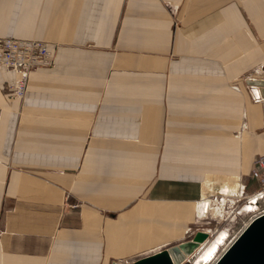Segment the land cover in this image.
Here are the masks:
<instances>
[{"label":"crops","instance_id":"1","mask_svg":"<svg viewBox=\"0 0 264 264\" xmlns=\"http://www.w3.org/2000/svg\"><path fill=\"white\" fill-rule=\"evenodd\" d=\"M0 36L53 52L23 98L0 66V264L228 233L264 152V0H0Z\"/></svg>","mask_w":264,"mask_h":264},{"label":"built area","instance_id":"2","mask_svg":"<svg viewBox=\"0 0 264 264\" xmlns=\"http://www.w3.org/2000/svg\"><path fill=\"white\" fill-rule=\"evenodd\" d=\"M52 62L53 52L49 48L48 41L0 36V66L12 69L17 73L15 82L6 84L3 88L10 97L23 98L27 92L31 72L39 66L50 65ZM251 88L254 99L261 100L258 84H253ZM252 175L256 186L249 192L243 186L236 195L238 200L245 201L248 211L253 210L260 200H264V152L257 155ZM68 206L76 208L78 204L71 203ZM262 213L264 211L260 214Z\"/></svg>","mask_w":264,"mask_h":264},{"label":"water","instance_id":"3","mask_svg":"<svg viewBox=\"0 0 264 264\" xmlns=\"http://www.w3.org/2000/svg\"><path fill=\"white\" fill-rule=\"evenodd\" d=\"M239 233L214 264H264V213L251 219ZM209 238V232L200 230L191 239L158 252L128 263L114 261L113 264H182Z\"/></svg>","mask_w":264,"mask_h":264},{"label":"rangeland","instance_id":"4","mask_svg":"<svg viewBox=\"0 0 264 264\" xmlns=\"http://www.w3.org/2000/svg\"><path fill=\"white\" fill-rule=\"evenodd\" d=\"M239 191L240 190H238L236 193L238 194ZM237 204L239 205L238 208L241 211L240 214L237 213L235 217L231 214L228 218L227 216H224L222 218L224 219V223L226 226L231 225V228L228 231V233L227 234L225 233V236L223 232H218L214 234L212 238L202 243L199 249L195 251L193 254H191L188 257V259L182 264H213L216 261V259L222 254V252L226 249V247L234 240V237L239 234V232L246 226V224H248V222L251 220V217H253V215H257L258 213H260L259 211L263 210V205H261L259 210L248 211V208L245 206V202H242V200ZM221 234H223L224 238L218 244L213 254L210 257H208L204 262H199V257L206 251L209 245L214 240H216L217 237Z\"/></svg>","mask_w":264,"mask_h":264},{"label":"bare ground","instance_id":"5","mask_svg":"<svg viewBox=\"0 0 264 264\" xmlns=\"http://www.w3.org/2000/svg\"><path fill=\"white\" fill-rule=\"evenodd\" d=\"M258 215H260V213H258L257 215H254L251 219H254L255 217H257ZM249 223H251V220L248 222V224ZM240 234V233H239ZM238 234V235H239ZM237 235V236H238ZM237 236L234 238V240L237 238ZM222 239H223V234H221V235H219L218 237H217V239L216 240H214L210 245H209V247L206 249V251L199 257V262H204L208 257H210L212 254H213V252L216 250V247L218 246V242H221L222 241ZM233 240V241H234ZM233 241L226 247V249L224 250V251H226L227 249H228V247L233 243ZM224 251L222 252V254L224 253ZM221 254V255H222ZM220 255V256H221ZM220 256L216 259V261L220 258ZM215 261V262H216ZM214 262V263H215ZM213 263V264H214Z\"/></svg>","mask_w":264,"mask_h":264}]
</instances>
